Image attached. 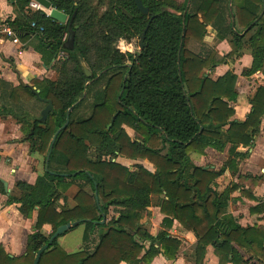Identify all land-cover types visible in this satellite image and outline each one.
I'll use <instances>...</instances> for the list:
<instances>
[{
	"label": "trees",
	"instance_id": "obj_1",
	"mask_svg": "<svg viewBox=\"0 0 264 264\" xmlns=\"http://www.w3.org/2000/svg\"><path fill=\"white\" fill-rule=\"evenodd\" d=\"M50 1L68 14L66 23L31 8V0H16L17 15L8 21L22 40L37 34L38 49L47 51L56 75L17 86L1 81L0 116L16 118L31 153L46 160L53 136L72 110L56 136L49 169L44 167L34 185L18 182L19 195L9 199L20 201L27 216L38 206V215L27 254L7 259L34 264L38 250L69 221L85 224L82 249L68 253L55 238L38 264H150L160 252L174 259L182 242L168 229L177 219L197 235L195 264H204L208 246L220 264H264V224L243 226L228 213L235 186L218 191L219 173L203 166H194L192 178L179 170L191 151L204 154L208 147L230 143L236 155L237 147L254 142L264 116V86L251 95L246 118L235 120L237 74L229 70L212 78L205 69L249 50L253 62L244 73L264 72V0H142L148 14L134 0ZM209 25L228 39L227 55L197 50ZM135 38L138 53L120 50L122 39ZM49 102L52 109L42 120ZM125 126L136 136L131 138ZM119 155L148 159L155 170L139 163L131 170L114 160ZM227 163L235 167V157ZM63 181L79 189L76 205L59 209L57 184ZM155 196L165 215L156 236L144 221ZM263 211V201L251 208ZM45 224L51 233L43 232Z\"/></svg>",
	"mask_w": 264,
	"mask_h": 264
},
{
	"label": "crops",
	"instance_id": "obj_2",
	"mask_svg": "<svg viewBox=\"0 0 264 264\" xmlns=\"http://www.w3.org/2000/svg\"><path fill=\"white\" fill-rule=\"evenodd\" d=\"M36 0H31L30 7L40 9L49 15L50 9L31 5ZM184 1V0H177ZM189 2V0H188ZM38 3V2H37ZM16 0H0V17L14 19L17 15ZM15 44L10 40L0 41V83L17 86L20 82L29 83L32 78H54L53 60H49L46 50H39V39L36 33H31L26 40L20 39ZM202 54L208 49H215L220 56H225L231 51L228 39L217 36L212 25L207 27V33L201 44L196 46ZM62 52L60 56H64ZM253 56L249 50L241 53L234 61L226 58L213 68L205 69L212 78H217L227 71L232 70L237 74L236 88L238 96L233 102V116L235 120H244L251 111L250 97L258 86H264V72L257 70L252 74H245L244 70L251 67ZM1 93V87H0ZM131 138L136 136L133 128L125 126ZM132 131V132H130ZM133 133V134H132ZM21 128L16 118L12 115L0 116V264H12L7 256L19 258L27 254L29 235L35 231L38 215L36 206L31 216L21 212L20 201H10L11 195H19L16 184L29 183L34 185L39 174L46 168V160L39 153H31L30 141ZM26 142L28 144H26ZM231 144L224 148L208 147L204 154L191 151L188 155L189 162L179 168L181 175L192 178L194 166H203L219 173L214 187L223 191L227 187L235 186L231 193L228 213L234 215L243 226L264 224V211L251 212V208L260 201L264 202V116L260 119V130L254 136L250 146L240 145L236 155L230 153ZM235 157V167L228 165L229 158ZM116 162L134 170L136 164H142L154 171L155 167L148 159H131L125 156L114 158ZM62 195L58 201V208L76 205L75 194L79 187L76 183L68 181L57 184ZM162 201L154 197V203L148 208L144 221L153 235H158L164 228L162 221L164 214L161 212ZM120 209H113L118 214ZM106 218L102 222H105ZM85 224L73 226L64 234L57 237L59 245L68 253L77 252L83 247ZM170 235L181 240L177 256L169 259L164 253L156 255L150 264H195L194 254L197 243L195 231L186 229L177 219L168 229ZM43 232H52V226L45 224ZM248 257V253L245 252ZM258 262V261H256ZM259 263V262H258ZM120 264H127L122 261ZM146 264V263H142ZM204 264H220L219 257L213 246H208Z\"/></svg>",
	"mask_w": 264,
	"mask_h": 264
},
{
	"label": "water",
	"instance_id": "obj_3",
	"mask_svg": "<svg viewBox=\"0 0 264 264\" xmlns=\"http://www.w3.org/2000/svg\"><path fill=\"white\" fill-rule=\"evenodd\" d=\"M40 5H42L44 8L46 9H50V13H49V16L52 17L53 19L59 21V22H62V23H66L67 20H68V14L65 13L64 11L62 10H59L58 8L56 7H53L52 6V3L50 0H36ZM137 7L139 8V10H141L144 14H148L149 12V9L147 6L144 5L143 1L142 0H134ZM264 13V10L262 11V14ZM73 38H74V35L71 33L70 36H69V41H71V43L73 42ZM144 39V34L142 35V40ZM125 41L124 39H122L120 41V50L122 52H126V48L124 47V44ZM138 53V52H137ZM85 71H86V74L88 76L91 75V71L86 67L85 68ZM98 77V76H97ZM96 77V78H97ZM52 109V102H49V104L42 110V114H41V119L42 120H45L48 116V113L51 111ZM72 110V107L69 108V112H68V115H67V120L66 122L63 124L62 127H60L55 135L53 136V139H52V142H51V145H50V151L47 155V158H46V169H49V160H50V155H51V151L53 149V145H54V142H55V139H56V136L57 134L60 132V130L62 128H65L68 123H69V113L71 112ZM114 120V118H113ZM110 127V125H109ZM96 198H97V194H96ZM98 199V198H97ZM78 221H69L67 223H64L62 225H60L56 231L52 234V236L50 237L49 241L47 244L43 245L37 252L36 254V257H35V260H34V264H38L39 260H40V257H41V254L42 252L49 246L53 243L54 239L57 238L58 236L64 234L67 230L71 229L73 226H75V224L77 223Z\"/></svg>",
	"mask_w": 264,
	"mask_h": 264
},
{
	"label": "built area",
	"instance_id": "obj_4",
	"mask_svg": "<svg viewBox=\"0 0 264 264\" xmlns=\"http://www.w3.org/2000/svg\"><path fill=\"white\" fill-rule=\"evenodd\" d=\"M31 5L39 7V3H37V1H33ZM42 29L43 28L41 27V30ZM2 40H10L15 44L20 42L19 37L17 36L11 24L9 23L8 19L0 17V41Z\"/></svg>",
	"mask_w": 264,
	"mask_h": 264
},
{
	"label": "rangeland",
	"instance_id": "obj_5",
	"mask_svg": "<svg viewBox=\"0 0 264 264\" xmlns=\"http://www.w3.org/2000/svg\"><path fill=\"white\" fill-rule=\"evenodd\" d=\"M124 41H125V43L123 45L126 48V52L128 53V55L134 56L140 50V45H139L137 38L133 39L131 42H128L125 39H124ZM119 46H120V42H119ZM38 110L39 109L36 110V113H38ZM130 132H132V131H130ZM26 144H28V143L26 142Z\"/></svg>",
	"mask_w": 264,
	"mask_h": 264
}]
</instances>
